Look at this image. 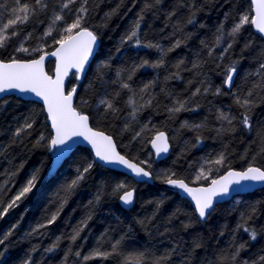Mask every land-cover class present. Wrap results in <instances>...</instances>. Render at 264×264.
Listing matches in <instances>:
<instances>
[{
	"label": "trees",
	"instance_id": "trees-1",
	"mask_svg": "<svg viewBox=\"0 0 264 264\" xmlns=\"http://www.w3.org/2000/svg\"><path fill=\"white\" fill-rule=\"evenodd\" d=\"M51 4L56 7L50 6L47 13L16 26L19 35L0 48L1 61L33 59L41 52L32 49L50 52L57 46L52 37H43L54 12L59 11L58 0H51ZM87 6L90 11L86 26L97 34L98 50L83 81L77 82L72 75L67 91L78 87L74 104L77 111L89 116L92 128L111 136L124 157L148 170L155 184L135 183L122 173L101 167L87 149L80 147L50 176L51 133L42 107L8 97L6 110L0 108V202L7 206L36 169H39V179L33 190L0 218V236L12 231L5 241L7 251L0 256V264H24L26 260L29 264H136L137 259L140 264H154L161 257H168L161 260V264H252L264 255V188L217 205L207 220L199 222L187 200L161 185L171 176L190 186H205L229 169L241 171L250 164L264 168V87L259 86L264 84V69L259 68L264 63V40L247 24L223 61L208 55L221 26L225 42L213 49L216 57L232 42L227 33L240 14L247 12L252 16L249 0H161L159 4L155 0H90ZM13 7L15 0H0V25L11 18ZM169 13L175 14L169 17ZM141 15L140 34L145 40L159 42L165 49L178 38L185 42L168 53L164 66H146L132 72L144 59L149 62L159 59L155 49L120 44ZM73 18V14L68 13L66 22L70 23ZM190 18L193 23H188ZM177 28L181 30L176 31ZM29 32L33 35L23 41L29 52H17L16 48ZM59 35V31H54L55 38ZM249 42L251 47L246 48ZM118 47L121 48L119 53ZM105 60L109 61V66L101 68L100 62ZM181 60L184 63L177 69L175 65ZM197 60L203 62V67L193 69ZM233 60L239 71L228 89L223 84L225 66ZM52 69L51 61L46 70L51 74ZM176 73L179 78H175ZM130 74L131 80L128 79ZM202 80L204 84L200 83ZM122 82H127L130 89H123ZM149 82H153L152 86L141 92ZM197 87H208L210 91L192 97ZM217 87L226 94L215 95ZM249 90L253 91V96L248 98L254 101L250 109L251 128H244L239 119L244 110L234 101L236 96H247ZM105 97L113 101L116 112L105 114L103 105L97 108L99 100ZM178 98L190 100L188 110L170 113L168 109ZM220 112L238 118L233 121L235 131L217 132V129L230 128L227 121L218 120ZM29 116L34 121L32 129L14 139L16 128ZM185 122L188 125L204 122L205 127L199 130L182 127ZM136 132L141 135L133 139ZM158 132L167 134L171 147L168 157L159 162L149 148L152 137ZM41 135L45 137L42 141ZM197 137H200L199 144ZM222 152L226 156L225 164L209 163ZM89 163L93 167L86 178L71 192L64 191L65 185L75 178L77 169ZM121 182L135 189V203L127 211L118 203L121 193L111 194ZM98 193L102 194L97 203ZM57 212L54 223L33 232L38 225L47 224ZM249 215L252 219L246 226L260 233L256 241H251L248 233L237 227ZM88 216L91 219L83 224ZM189 222L191 226L185 228L183 225ZM14 224L17 227L12 229ZM81 226L83 230L72 241L71 236ZM117 240L121 243L113 253L112 244ZM240 243H245L246 247L233 261L232 255ZM53 244L58 246L46 252ZM97 248L111 254L107 258L84 259ZM0 250H4L3 245Z\"/></svg>",
	"mask_w": 264,
	"mask_h": 264
},
{
	"label": "snow or ice",
	"instance_id": "snow-or-ice-1",
	"mask_svg": "<svg viewBox=\"0 0 264 264\" xmlns=\"http://www.w3.org/2000/svg\"><path fill=\"white\" fill-rule=\"evenodd\" d=\"M161 0H155L156 4H159ZM90 0H58L59 11H55L51 17V22L49 23L47 29L43 33V37H52L53 43L58 45L54 51L45 52L42 48H34L31 51L41 52L38 59H32L30 61H21L19 59L13 58L10 62L0 61V108L6 110V105L9 102L7 96L13 91L18 93H31L35 97L40 98L43 101L44 107L47 111L48 119L51 121V127L54 131V136L50 140V145L60 146L64 145L65 148L57 153V157L63 155V152L67 151L70 145L67 144L73 137H83L87 141L95 152V156L99 161L104 162L105 164H120L125 168L130 169L137 177H150V172L145 171L144 168L138 166L135 163L130 162L123 155H120L116 151V147L113 143V140L110 136L104 135L102 132L93 131L89 127V116L84 115L81 112L77 111L73 107V96L77 93V88L73 86L70 91H65V77L68 76L70 69H75L76 79L81 78L80 74L85 72V66L89 63L90 57H93L95 54V49L98 44V36L94 31L89 30V27L86 26V17L90 11L89 5ZM79 5L78 7L73 8L74 5ZM253 10L255 15L249 16L247 12H242L240 14L239 20L236 21L227 33V37L232 38V42L228 43L226 47L222 48V51L219 53V57L215 56L214 48H220L225 42V33L223 26H221L217 31L218 35L216 37L215 43L212 47H209L208 55L213 59H219L223 61L226 58V54L232 49L233 44L235 43V38L238 37L245 25L251 24L254 28L264 35V0H252ZM50 6L56 7L51 4V0H15V7L10 10V17L7 20V23L0 25V48L6 47L7 42L12 38L19 35L16 30L18 24H26L33 17H38L41 13H47ZM146 7H151V5H146ZM68 13H72L74 18L70 23L66 22V16ZM175 13H169V17ZM109 15V14H106ZM143 16L141 15L135 24L132 26L130 31L126 33L120 41L121 45L131 44L132 47H144L148 49H155L159 53V59L155 62H149L147 59L142 60L139 65H135L132 69V72H135L141 67L150 66L152 68H160L166 64L165 57L168 53L174 51L176 48H179L185 40L183 38H178L171 44L170 47L165 49L159 42L153 43L152 41L145 40L140 34L141 30V21ZM188 23H193V19L190 18ZM58 24L61 26L58 27ZM11 31L9 32V30ZM181 29L177 28L176 31ZM54 31H59V38H55ZM33 33L29 32L23 37L21 44L16 48L17 52L28 53L29 49L24 47L23 41H26L31 37ZM175 35V33H173ZM43 37L41 39H43ZM205 47H208L205 43ZM246 48L251 47V42L245 45ZM121 48H117L119 53ZM52 56L56 58V70L55 78L48 75L44 71V62L46 56ZM184 62L179 61L175 67L179 69ZM109 66V61H101L100 67L105 68ZM193 69L202 68L203 62L197 60L193 63ZM217 67H221L220 64H217ZM260 69H264V63L259 65ZM239 68L236 61H231L228 65L225 66L224 72V87L231 88L234 82V77L238 73ZM120 73H117L119 76ZM175 78H179L178 73L174 74ZM171 77H166V79ZM128 79H132V75L128 76ZM153 82L145 84L141 92H146ZM191 83V81H190ZM201 84H204L205 81H200ZM264 87V84L259 85ZM121 87L123 89H130V85L127 82H122ZM257 85H253V88H256ZM210 89L204 87L201 89L197 87L195 91L192 92V97H196L198 94L208 93ZM215 95H224L220 87H217L215 90ZM253 96V91L249 90L247 96L241 98L236 96L235 103L242 108L244 111L241 113L240 123L244 128H251V117L250 109L253 105V100L248 97ZM18 99H23V96L17 97ZM86 104L87 101H84ZM131 104V98L129 100ZM151 103V100L147 102ZM190 100L188 99H176L174 101V106L169 108L170 113H178L182 110H188V105ZM101 105L104 106V112H116L117 109L114 106L112 100L108 98H101L97 104V108ZM199 107V105H197ZM194 110V109H193ZM136 109L133 110V117L135 116ZM218 120L227 121L230 126L229 129L221 128L217 129V132H225L228 130L235 131V126L233 121L238 118L235 115H229L228 113L220 112L218 115ZM31 121V122H30ZM34 121L32 117H26L25 122L22 126L17 127L13 137H20L22 134H26L27 130L32 129ZM190 127L195 130H199L202 127H205V123L195 125H188L187 122L182 124V127ZM147 126H145L146 128ZM127 130V126H126ZM143 131V129L141 130ZM141 132H136L133 136V139L140 136ZM41 141L45 139L43 135L39 138ZM153 148H155L157 154L168 151V140L164 132H158L154 139L151 141ZM200 143V137H197V144ZM264 151V149H262ZM226 162V156L224 153H220L219 156L209 163L216 165H223ZM93 165L89 163L86 167L77 169V174L74 179L68 182L64 191L71 192L79 183L86 178V174L92 169ZM200 176H203V172L200 173ZM200 178L199 176L197 177ZM39 179V169L34 170L30 178H28L26 185L22 190L13 198V200L3 206L0 202V218L5 216L10 208L16 206L17 202L24 197L27 193L31 192L36 186L37 180ZM167 184L174 186L175 188L181 189L184 193H187L191 197V200L195 204V213L198 214L200 221H205L211 215L214 210V197L227 195L230 192V186L237 185L240 186L242 182H255V183H264V168L256 167L249 165L247 169L243 171H235L229 169L225 175H222L219 179H213L210 186L200 187V188H191L183 180H177L169 176L166 181ZM122 193V194H120ZM101 194L98 193L95 200L98 203L101 200ZM113 196L119 195V200L123 205L129 206L134 203V190L129 188L125 183L121 182L117 184L113 189ZM91 203V202H90ZM63 204L61 205V207ZM252 212L255 214L256 207H252ZM59 212L53 214L51 218L47 221V224L38 225L36 229H33V232L38 231L41 227H46L54 223L57 219ZM178 214V213H177ZM243 215V214H242ZM87 219H91V216H88L83 224L87 223ZM252 219V216L249 215L244 219V222L238 224V228H242L244 232L248 233L249 239L251 241H256L259 238L260 233L257 232L254 228L247 227V223ZM143 223V221H140ZM185 228L191 226V222L185 223L183 225ZM17 225H12V229H15ZM83 230V226L76 229L74 234L71 236V240L75 241L80 235V231ZM12 235V231L9 230L3 236H0V245L4 246V250H0V256L6 254L7 245L5 241ZM59 240V238H58ZM121 241L117 240L112 244V252H116L120 245ZM58 245L53 244L51 247L45 249L46 252H52ZM199 247V245H196ZM246 247L245 243H240L238 247L235 248V251L232 255V260L236 261L240 252ZM111 253L101 252L99 248L94 249L88 256H85L84 259L88 260L90 258H95L97 256L107 258ZM77 256L80 255L79 252L76 253ZM168 259V257H161L154 261V264H161V260ZM24 264H29V261H25ZM136 264H140V259H137ZM188 264V262H185ZM247 264V262H245ZM252 264H264V255L259 256L256 260L252 261Z\"/></svg>",
	"mask_w": 264,
	"mask_h": 264
},
{
	"label": "water",
	"instance_id": "water-1",
	"mask_svg": "<svg viewBox=\"0 0 264 264\" xmlns=\"http://www.w3.org/2000/svg\"><path fill=\"white\" fill-rule=\"evenodd\" d=\"M249 3H250V6H251V14L252 16L255 15V12L253 10V5H252V0H249ZM252 30L255 34H257L258 36H260L263 40H264V35H261L260 33H258V31L254 28V26H252ZM98 45H99V40H98V44L96 46V49H95V54L93 57H90V61L89 63L85 66V72L81 73L80 76L81 78L79 80H77V82L81 83L85 77V74L90 66V64L92 63L96 53H97V50H98ZM58 47V45L56 46ZM55 47V48H56ZM55 48L52 50L54 51ZM51 52V51H50ZM49 52V53H50ZM38 57L36 58H33V59H38ZM32 59H29V60H21V61H30ZM1 61V60H0ZM53 62V69H52V73L49 74L46 70V66L49 62ZM10 62V61H8ZM55 70H56V58L55 57H52V56H46L45 58V62H44V71L52 76L53 78H55ZM75 74V69H70L69 70V74L67 77H65V91L67 92V84H68V81L69 79L71 78L72 75ZM76 76V74H75ZM77 88V91H78V87L76 86ZM227 88V87H226ZM230 89V88H228ZM70 91V90H69ZM77 94V93H76ZM76 94H74L73 96V107H74V104H75V99H76ZM19 96H23L24 98L23 99H20L22 101H26V102H34V103H37L39 104L42 109H43V112H44V115L46 117V122L49 126V131L51 133V138L52 136H54V131L51 127V121L48 119V116H47V111L44 107V104H43V101L40 100V98L38 97H35L34 94H31V93H18V92H15L13 91L11 94H9L7 96L8 97H19ZM85 115V114H84ZM89 127L92 128L91 124H90V120H89ZM93 131H98L94 128H92ZM98 132H101V131H98ZM104 133V132H102ZM157 134V133H156ZM156 134L152 137L151 141L154 139V137L156 136ZM165 136L167 137V140H168V136L167 134L164 132ZM104 135L106 136H109L108 134L104 133ZM111 137V136H110ZM112 138V137H111ZM113 140V143L116 147V151L122 155L117 146H116V143L114 141V139L112 138ZM149 143V148L151 150V152L153 153L154 155V159L159 162V161H162L164 159H166L170 153V150H171V147H170V143H169V140H168V151L167 152H162L160 154H157L155 148H153L152 146V143ZM68 145H70V147H68L67 151L63 152V155L57 157V153H59L62 149L65 148L64 145H60V146H51L50 143H49V147H50V150H51V155H50V166H49V170H48V174L51 176V175H54L61 167L62 165L64 164V162L70 157V155L72 154V152L76 149V148H85L87 149L92 157H93V160L96 164L100 165L101 167H104V168H107L109 170H112V171H115V172H119V173H122L128 177H130L135 183H146V184H155L153 178H152V175H150V177H137L134 173L131 172L130 169H127L125 168L123 165H120V164H105L104 162L102 161H99V159L95 156V152L94 150L92 149V146L83 139V137H73L70 141L67 142ZM126 158V157H125ZM127 159V158H126ZM129 160V159H128ZM130 162L132 163H135L134 161H131L129 160ZM137 164V163H135ZM138 166L142 167L141 165L137 164ZM143 168V167H142ZM145 169V168H144ZM247 169V168H246ZM245 170V169H244ZM145 171H148L145 169ZM235 171H239V170H235ZM243 171V170H241ZM149 172V171H148ZM227 172V171H226ZM226 172H224L223 174H221L220 176H218L217 178L215 179H219L222 175H225ZM211 182L205 186H190L188 185L189 187L191 188H200V187H208L210 186ZM163 188L171 191V192H175L176 194H178L180 197L186 199L192 206L194 212H195V204H194V201L191 200V197L187 195V193H184L181 189H178V188H175L174 186L172 185H169L167 184L166 182L162 183L161 184ZM261 188H264V183H255V182H242L240 186H237V185H232L230 186V192L227 194V195H223V196H217V197H214L213 200H214V208L219 205V204H223L229 200H231L233 197L235 196H240V195H245V194H248V193H252L254 192L255 190H259ZM134 190V203H135V189ZM122 194V193H121ZM118 203L120 205V207L123 209V210H130L134 203L132 205H129V206H125L122 204V202L118 199ZM196 217L198 219L199 222H204V221H200L199 220V217H198V214H196Z\"/></svg>",
	"mask_w": 264,
	"mask_h": 264
},
{
	"label": "bare ground",
	"instance_id": "bare-ground-1",
	"mask_svg": "<svg viewBox=\"0 0 264 264\" xmlns=\"http://www.w3.org/2000/svg\"><path fill=\"white\" fill-rule=\"evenodd\" d=\"M153 178V177H152ZM182 198V197H181ZM184 199V198H183ZM186 200V199H185Z\"/></svg>",
	"mask_w": 264,
	"mask_h": 264
}]
</instances>
